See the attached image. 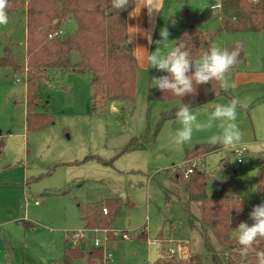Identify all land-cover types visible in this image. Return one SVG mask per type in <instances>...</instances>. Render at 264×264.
<instances>
[{"label": "rangeland", "instance_id": "obj_1", "mask_svg": "<svg viewBox=\"0 0 264 264\" xmlns=\"http://www.w3.org/2000/svg\"><path fill=\"white\" fill-rule=\"evenodd\" d=\"M217 2L165 0L152 38L151 53L161 40V29L166 28L169 36L165 46L160 48V55L170 52L179 32L190 25L198 30L216 29L219 16L209 10V5ZM7 20L6 25H0V57L3 47L9 44L20 58L25 40L23 14H13ZM74 30L73 21L61 27L64 35ZM253 34H218L213 46L227 49L233 44H243L245 55L246 48L250 55L252 46L257 44L254 40L257 36ZM70 59L77 62L78 53L73 52ZM238 66L247 70L258 67L252 55L248 59L246 56L245 62ZM160 76L161 71L155 68L138 66L132 104L97 100L94 103L90 74L49 70L48 82L38 92L43 105L36 108L35 113L51 115L52 123L43 130L28 131L26 72L13 74L0 68V183L4 184L0 185V264H61L66 236L84 230L79 206L110 199L119 201L120 216L110 224L109 229L115 230L118 236L108 245L112 260L106 264H156L148 255V243L153 242L161 244L159 261L168 258L170 247L185 245L188 259L199 256L203 264H213L204 249L200 224L187 212L185 192L168 178L175 172L172 167H182L184 150L190 148L173 142L181 125L177 118L168 120L162 124L153 144L142 139L147 130L150 136L154 133L161 113L179 106L178 102L156 99L157 88L152 80ZM229 78L233 81L231 74ZM254 100L238 107L236 120L240 129L250 135L258 126V114L254 113L264 108L263 98ZM257 107L263 108L258 110ZM195 132L204 133L194 131L193 135ZM134 139H140L142 148L121 154ZM241 147L247 152L238 163L239 157L233 152ZM225 158L230 168L229 192L253 204L237 216L238 225L246 222L251 226L250 212L254 206L264 203L255 184L256 172L264 166V153L239 144L235 148L222 147L201 163L192 162V165L213 173L220 180L217 166ZM209 193L218 197L219 188L210 187ZM35 201L39 205L35 206ZM100 208L106 207L100 205ZM189 211L199 218L200 204L192 203ZM122 232L128 235L127 240L121 239ZM208 235L219 252V264H228L227 253H220L218 243L211 233ZM232 235L238 238L236 231ZM80 244L88 247L91 243L83 239ZM83 263V259L73 262Z\"/></svg>", "mask_w": 264, "mask_h": 264}, {"label": "trees", "instance_id": "obj_2", "mask_svg": "<svg viewBox=\"0 0 264 264\" xmlns=\"http://www.w3.org/2000/svg\"><path fill=\"white\" fill-rule=\"evenodd\" d=\"M134 7V0L132 2L130 0L129 6L119 11L112 7V0H7V18L17 13L23 14L24 53L17 58L13 47L6 44L0 57V68L8 69L13 74L26 72L28 131L43 130L52 123L51 115L35 113V109L43 105L38 92L48 82L49 70L90 74L94 103L96 100L102 103L122 101L132 104L134 102L138 62L127 39V17ZM68 21L75 23L74 32L69 35H58L62 25ZM233 33L264 34V0H220L217 28L201 32L190 25L179 32V38L173 48L180 46L186 50L189 59L195 63L213 46L218 34ZM237 45L241 49L239 63L245 62L243 44H233L227 49L232 50ZM73 52L79 55V60L75 63L70 59ZM165 75L168 74L161 71V76ZM229 92L222 89L216 81L197 85L194 95H186L183 98L157 89L158 101L178 102L179 106L161 113L154 133L150 136L147 130L142 135V139L147 144H153L162 124L168 120L175 121V113L182 103L195 109L212 102L219 96L229 98ZM141 148L140 139H134L120 153H130ZM220 148L222 147L218 145L198 144L185 149L182 167H172L175 172L168 178L185 192L187 212L192 219L199 222L204 249L212 258L213 264L220 263L219 252L213 247L208 233H211L218 243L221 248L220 253H227L228 264H264V238H258L247 254L241 255L238 238L232 235L238 227L237 216L242 215L246 208L253 204L240 200L229 192L231 180L228 177L230 172L228 158L218 163L220 180H217L213 173L198 170L192 165V162L201 163L206 156ZM187 169H191L192 173L184 176V171ZM255 184L259 197L264 198V166L256 172ZM210 187L219 188L218 197L210 195ZM192 203L200 204L199 218L189 211ZM100 205L106 207L104 208L107 210L106 215L102 213L103 208L101 209ZM119 208V201L115 199L79 206L84 229H109L112 220L120 216ZM190 223L193 224V221L191 220ZM110 237L112 238V234ZM143 237L138 239L145 241ZM101 256L100 249L89 245L81 247V244L68 246L64 242L61 264H73L79 259H83L85 264H101ZM159 260L156 264H203L199 256L187 260L173 256Z\"/></svg>", "mask_w": 264, "mask_h": 264}, {"label": "clouds", "instance_id": "obj_3", "mask_svg": "<svg viewBox=\"0 0 264 264\" xmlns=\"http://www.w3.org/2000/svg\"><path fill=\"white\" fill-rule=\"evenodd\" d=\"M129 3L130 0H112V7L119 11L127 8ZM6 8L7 0H0V25L8 23ZM209 8L215 11L218 5L210 4ZM160 36L161 40L157 41L156 51L147 55V63L149 68L166 72L168 75L153 78L154 87L180 98L194 95L197 85L209 84L213 81H216L224 90L235 87L229 74L239 63L241 51L239 45L232 50L212 46L194 63L189 59V53L180 46L173 48L167 55H160V48L165 46L169 36L168 30L161 29ZM147 39L149 43H152L150 34ZM242 106L244 105L238 98H233L228 104H216L208 124L204 125L197 120L192 108L182 103L175 113L181 127L175 132L173 142L181 146L190 143L194 131L211 128L213 121H220L221 132L212 135L209 138V144H220L225 149L235 148L242 141V133L236 123L238 107ZM250 219L253 221L251 226L241 222L235 230L238 233V243L241 245V255H246L258 238H264V203L253 207Z\"/></svg>", "mask_w": 264, "mask_h": 264}, {"label": "crops", "instance_id": "obj_4", "mask_svg": "<svg viewBox=\"0 0 264 264\" xmlns=\"http://www.w3.org/2000/svg\"><path fill=\"white\" fill-rule=\"evenodd\" d=\"M164 2L165 0H134V10L127 17V39L128 41H131L129 43L132 46V51L134 53V56L136 57L140 69L149 67L147 63V55L148 53H151L152 43H149L147 36L150 34L151 39L153 38L154 31L156 30L159 18L162 13ZM215 14L219 16L218 13ZM200 31L204 32L206 31V29H201ZM62 35L64 34L62 33ZM253 35L257 36L255 37L256 39H254L257 44L252 46L253 49L250 51V55H252L258 67L247 70L246 67H244L243 69L241 66H238L239 63L236 65L235 70L230 73L235 83V87L231 88L229 92L230 101L233 98H238L242 102V104H244L253 99H255L254 101L261 98L264 99V69H262V66H264V35L262 33H255ZM246 51V56L248 59L250 56L248 55L249 49L246 48ZM230 101L226 97H218L212 102L192 110L197 116V120L201 124L207 125L211 113L214 111L215 105L228 104ZM253 103L251 102V105H253ZM257 108H259L258 110H261L263 107ZM252 110H254V108ZM237 112L239 111L237 110ZM254 114H258L256 117V119L258 120V126L256 128L257 131H254L252 135H250L249 132H246V130L244 129L241 130L239 127L242 133V141L240 144H242L243 146L247 145L248 147H251V149L257 151V153H264V108L259 111V113ZM176 121L178 122V124H180L178 119H176ZM214 122L218 124L215 125ZM203 132V134L195 132V135L192 136L191 142L186 143V145L192 148L198 144H209V138L212 135L219 134L221 132L220 121H213L212 127L205 128ZM0 185L4 184L0 183ZM83 264H85V262Z\"/></svg>", "mask_w": 264, "mask_h": 264}, {"label": "built area", "instance_id": "obj_5", "mask_svg": "<svg viewBox=\"0 0 264 264\" xmlns=\"http://www.w3.org/2000/svg\"><path fill=\"white\" fill-rule=\"evenodd\" d=\"M218 5V8L215 11L210 10L211 12L220 13V0L217 3H214ZM210 9V8H209ZM58 35H62V32L60 31ZM52 36L50 35L49 38ZM246 152V148L241 147L236 149L233 153L236 154L239 158L237 159L238 163H241V156ZM192 173L191 169H187L184 171V176H187ZM34 205H39L38 201L34 202ZM102 213L106 215L107 210L102 209ZM110 234H112V238L115 236H118L117 232L113 229H89V230H83L80 232H75L71 236H66V243L72 246L78 245L81 243V241L84 239L86 241H89L91 244V247H94L96 249L101 250V264H106L109 260H112L111 254L109 253V244L112 243L110 239ZM129 237L126 233H121V239L127 240ZM180 244V243H178ZM161 247V244H160ZM160 251V249H159ZM160 253V252H159ZM167 257H176L178 259L187 260L189 256L188 254V247L185 245H175L173 247H170L167 251Z\"/></svg>", "mask_w": 264, "mask_h": 264}, {"label": "water", "instance_id": "obj_6", "mask_svg": "<svg viewBox=\"0 0 264 264\" xmlns=\"http://www.w3.org/2000/svg\"><path fill=\"white\" fill-rule=\"evenodd\" d=\"M159 249H160V245L153 242V243H150L148 245V255H149V260L152 262V263H155L156 261H158L160 259V256H159Z\"/></svg>", "mask_w": 264, "mask_h": 264}]
</instances>
